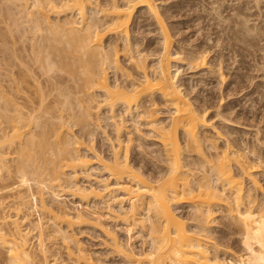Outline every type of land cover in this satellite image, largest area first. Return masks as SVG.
Segmentation results:
<instances>
[{"label":"bare ground","instance_id":"6f19581e","mask_svg":"<svg viewBox=\"0 0 264 264\" xmlns=\"http://www.w3.org/2000/svg\"><path fill=\"white\" fill-rule=\"evenodd\" d=\"M6 1L7 11L13 7L21 13L24 29L21 46L19 37L15 38L18 46L12 42L15 36L7 38L23 53L7 44L4 48V40L0 47V70H5V82L0 80L4 82L0 113L10 130L4 123L5 130L0 127V146L10 148L16 143L21 176L35 179V173H40L47 176L42 179L58 180L64 175L63 187L70 190L59 189L62 194L94 210L104 204L107 213L122 224L145 222L149 240L144 248L124 246L115 236L119 222L106 224L105 212L100 211L92 223L82 210L59 216L57 210L45 207L48 201H41L50 214L52 231L59 232L62 240H75L81 248L72 237L74 226L103 231L101 224L121 264H264V201L258 198L262 188L255 176L264 175V159L231 140L217 143L219 132L208 120L209 100L194 102L177 83L178 69L171 67L179 63V52L171 50V38L154 0ZM13 10L8 12L14 15ZM141 10L154 18L161 34L162 45L152 64H145V48H139L130 33L129 24L137 22L134 14ZM188 61L190 68L206 63L202 54H192ZM159 102L170 114L166 121L165 116L158 120ZM100 110H106L114 131L112 137L104 135L110 149L105 154L93 143L90 129L92 114ZM126 117L135 128L138 123L147 125L162 164L155 167L164 170L154 168L146 174L138 164L141 158L131 152L135 138L122 132ZM69 123L77 124L82 136L76 138L62 128ZM6 158L0 149V164ZM96 168L103 171L100 179L89 178L88 171ZM81 177L88 183L82 179L78 184ZM105 192L106 198L100 200ZM181 204L190 207L194 228L185 226L175 212ZM215 207L224 208L228 225L235 226L238 248L223 249L208 233ZM137 212L144 214L136 219ZM0 218L4 221V216ZM11 223L9 233L0 224V246L9 262L36 264L27 246V231L17 221ZM48 238L41 237L40 230L36 242L43 248ZM82 249L77 253L82 264L98 260L108 264L103 258L92 260Z\"/></svg>","mask_w":264,"mask_h":264},{"label":"rangeland","instance_id":"374dc122","mask_svg":"<svg viewBox=\"0 0 264 264\" xmlns=\"http://www.w3.org/2000/svg\"><path fill=\"white\" fill-rule=\"evenodd\" d=\"M3 1H0V47L4 40L3 47L6 48L7 44L12 48V42L16 44L18 41L15 39L16 37H19L18 44L19 42L21 44L24 29V23L21 20L23 21L24 18H21V13L16 12L17 9L11 5L12 8L8 11L14 9L17 14L13 12V15L12 12H8V1L5 0L6 4L5 2L3 4ZM154 2L171 38V50L179 52V63L173 62L172 65L175 67H171V69L176 67L178 69L177 83H181L183 91L193 101L195 100L194 102L197 101L198 104H201L202 102L199 103V101L203 98L209 100L210 107H212L208 114V120L219 132L217 143L223 145L226 141L231 140L236 144V147L254 150L264 159V0H154ZM3 7H6L7 12ZM142 10L134 14V20L136 19L137 22L129 24L130 33L137 39V46L145 48L142 51L147 55L145 64H152L156 61L155 57L160 51L162 39L154 18ZM13 20L17 25L13 23ZM10 35L11 37L15 36L12 38L15 40L11 42V45L8 42V39L11 40ZM14 43L15 48H13L17 49L18 45L16 44V46ZM20 46L17 49L18 52H21ZM192 54L204 56L206 61L204 67H189L188 60ZM0 55L2 56L1 53ZM9 59L11 58L9 57ZM1 76L3 77L1 78ZM113 76L114 74L110 71V79ZM4 77L5 70L3 71L1 68L0 80H3ZM3 81H0V85L5 82ZM9 92L11 91L9 90ZM198 99L200 100L198 101ZM157 110L158 120L161 121V116H165L164 121L168 120L167 116L170 114L165 112L168 109L161 102L157 103ZM106 114V110L93 113L90 125L92 133L94 132L92 137H95L93 143L101 147L102 154L110 153L109 144L105 138L106 134H109V137L114 135L112 120L106 118ZM0 121V127L4 124L3 127H7L8 123L3 122L1 113ZM4 128L2 130L6 129ZM62 128L67 130L71 136L76 138L82 136L77 124H65ZM122 128L124 134L127 131L129 136L135 138L131 141V146H134L131 152L135 157L141 158L138 164L143 165L146 174L154 168L164 170L163 167L161 169L155 167L161 162L158 160L159 152L155 150L157 146L150 140L152 134L147 125L138 123L135 128L129 117H126ZM2 130L0 129V135L3 134ZM7 130V132L10 131L8 127ZM11 146L10 148L0 146L7 157L6 161L0 164V215L4 216L3 220L5 221L1 220L3 223L0 222V224L1 226L3 224L2 227L6 233L10 232L9 227L13 224L12 221H17L19 227L21 226L27 231V246L33 253L36 264L37 262H43L42 264H82L79 262L80 260H77L78 249L81 248H83L84 254L90 256L94 261L96 258H103L108 264L123 262L120 255L112 249L111 239L108 238L107 230L101 224L99 226L103 228V231L93 226H74L72 237L77 239L81 248H78L75 240H62V235L59 232L52 231V221L48 219L50 214L42 209L41 201H45L44 203L48 201L49 205L45 204V207L57 210L60 212L59 216H64V213L68 211L72 212L70 213L72 215L82 210L88 221L92 223H94L93 218L98 217V213L103 211L105 215L102 219L106 224L110 223L108 220L119 222L118 226L114 228L115 236L121 239L124 246L147 247L148 226L145 222L143 225L141 223L134 225L132 222L122 224L120 218L116 219L117 217L107 213L104 204H99L101 209L97 210L80 205L78 199L72 198L68 193L62 194V191L59 190L63 189L66 184L63 180L64 175L58 180L42 179L47 176L43 177L40 173H35V179L27 174L28 178L25 175L21 176L17 160V157L21 155L20 150L17 149L16 143ZM68 172V170L65 171V174ZM88 172H91L89 178L98 180L103 171L96 168ZM103 174L108 178L107 173ZM255 176L262 188V191L258 192V198L264 201V175L255 174ZM82 179L84 178L81 177L77 183H88L85 179L81 183ZM106 182H110V180L106 179ZM64 189L70 190L69 188ZM53 190L54 195L52 194ZM50 192L52 196L49 194ZM106 194L105 192L100 200H104ZM180 206L174 209L175 212L180 216L185 226L194 228L191 223L193 221H191L190 207L185 204ZM138 213L135 215L136 219L144 214ZM210 219L212 225L207 227V230L217 239L218 245L223 249L238 248V234L235 232L233 224L228 225L226 210L215 207ZM40 230L41 237H49L43 241V248L36 242ZM109 234H112L111 231ZM95 262L102 264L99 260L98 263ZM0 264H11L3 246H0Z\"/></svg>","mask_w":264,"mask_h":264}]
</instances>
